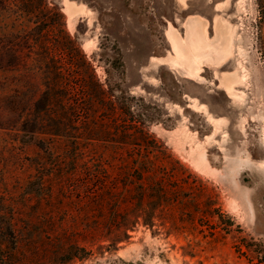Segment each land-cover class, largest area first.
<instances>
[{
	"label": "rangeland",
	"instance_id": "374dc122",
	"mask_svg": "<svg viewBox=\"0 0 264 264\" xmlns=\"http://www.w3.org/2000/svg\"><path fill=\"white\" fill-rule=\"evenodd\" d=\"M49 1L61 8L67 30L115 99L117 120L151 135L146 140L137 130L138 141L108 137L101 121L106 108L98 107L79 172L120 177L121 161L135 153L139 162L128 166L137 165L143 180L134 184L145 188L128 184L137 194L131 198L128 191V202L117 208L92 204L103 197L98 182L79 192L73 165H54L71 157L45 153L30 133L9 129L26 115L2 101L0 254L11 253L12 264H264V54L257 0ZM196 18L209 46L192 73L174 65L170 30L185 36ZM218 27L226 29L221 39ZM229 74L235 77L231 89L222 82ZM116 185L123 191L121 177Z\"/></svg>",
	"mask_w": 264,
	"mask_h": 264
},
{
	"label": "trees",
	"instance_id": "16d2710c",
	"mask_svg": "<svg viewBox=\"0 0 264 264\" xmlns=\"http://www.w3.org/2000/svg\"><path fill=\"white\" fill-rule=\"evenodd\" d=\"M257 3L259 41L264 54V0H257ZM5 100H10L9 109L13 113H21V118L26 115L22 124H11L9 129L15 133H30L36 139L35 146L45 153L60 156L67 153L71 157V161L65 155L59 157L54 165L59 168L66 161L73 165L79 192L83 187L88 188L91 181L98 182L103 197L93 199L92 204L101 201L102 205L107 201L117 208L128 202V191L131 198L137 194L129 188L130 184L133 188H145L143 182L139 186L134 184L135 180H143L137 165L128 166L132 160L139 162L135 153L121 161L125 165L120 175L125 184L123 191L117 190L116 182L120 177L112 176L111 172L95 171L84 178L79 172L83 159L79 155L90 145V134L96 131L98 107L106 108L101 121L108 137L125 136L138 141L133 138L137 130L146 140L151 135L134 123L117 120L115 99L108 95L94 64L67 30L65 14L49 0H0V104ZM3 111L0 105V114ZM109 121L112 128L107 127ZM112 157L115 164L120 163L115 155ZM145 157L150 160L149 154ZM107 165L113 167L111 163ZM135 171L139 172L137 177L133 175ZM123 211L128 218L129 210ZM1 252L0 264H12L13 255L5 254V250Z\"/></svg>",
	"mask_w": 264,
	"mask_h": 264
},
{
	"label": "bare ground",
	"instance_id": "6f19581e",
	"mask_svg": "<svg viewBox=\"0 0 264 264\" xmlns=\"http://www.w3.org/2000/svg\"><path fill=\"white\" fill-rule=\"evenodd\" d=\"M74 8L75 7L72 4H68L67 5V9L70 12H72L74 10ZM201 22L202 21L200 19H198V18H196L195 20H192V23H189L187 25V33H186L185 36L181 35L179 33V31L176 30L173 27L170 30V37H171V40H172V44H173L174 48L176 49L175 51L178 53V55H177L178 58H176L175 64L174 63L173 64L176 65V62H177L178 63L177 65H179V66H182V67L186 66L188 68V72H190V71L194 72L195 71V69L197 67L196 66L197 64L195 65L196 59H198L199 57L203 56V54L205 53V49L209 46L208 43L205 40V34H204V30L205 29H204V26H203L204 24L202 25ZM225 30L226 29H223V31H222V28L218 27V32H219L218 38L219 39L222 38L223 34L224 35L226 34V33H223V32H225ZM216 43L218 44V42H216ZM216 43L214 42L212 44H216ZM223 43H224V41H223ZM219 46L216 45V47H218V49L220 48ZM214 49L218 50L216 48H214ZM210 51H213V48ZM206 53H208V52H206ZM210 55H211V52H210ZM208 57L210 58V56H208ZM187 68H186V70H187ZM234 81H235V77L233 75H230V74L229 75H224L223 78H222V82L224 84H226V86L229 89L232 88V85H233Z\"/></svg>",
	"mask_w": 264,
	"mask_h": 264
}]
</instances>
